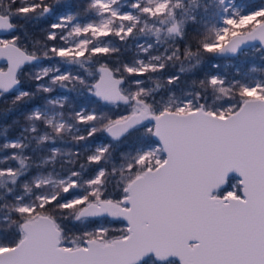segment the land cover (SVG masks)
Here are the masks:
<instances>
[{
    "label": "snow or ice",
    "instance_id": "obj_1",
    "mask_svg": "<svg viewBox=\"0 0 264 264\" xmlns=\"http://www.w3.org/2000/svg\"><path fill=\"white\" fill-rule=\"evenodd\" d=\"M0 105V264H264V0H0Z\"/></svg>",
    "mask_w": 264,
    "mask_h": 264
},
{
    "label": "rangeland",
    "instance_id": "obj_2",
    "mask_svg": "<svg viewBox=\"0 0 264 264\" xmlns=\"http://www.w3.org/2000/svg\"><path fill=\"white\" fill-rule=\"evenodd\" d=\"M247 56H248L247 59L246 58H240V56H238V57H226L224 59V61L221 64H219V68L217 69L216 72H219V73L224 74V75L232 76L237 68H240V69L246 71L248 68H250L254 65L257 66V63L260 62L258 57L251 52H249L247 54ZM248 59H250L252 62H254L249 67L245 66V64H244L245 61Z\"/></svg>",
    "mask_w": 264,
    "mask_h": 264
},
{
    "label": "trees",
    "instance_id": "obj_3",
    "mask_svg": "<svg viewBox=\"0 0 264 264\" xmlns=\"http://www.w3.org/2000/svg\"><path fill=\"white\" fill-rule=\"evenodd\" d=\"M247 55L245 54H241L240 55V58H246L247 59ZM225 58H214L213 59V62L215 63H218V64H221L223 61H224ZM254 62H252L250 59L246 60L245 61V66L249 67L251 64H253ZM261 63V61L259 63H257V66H259ZM210 68V65H205V68L204 70H209ZM212 71H217V69H213ZM3 107H6L5 105H0V108H3ZM14 113H10L9 115L7 116H0V131L3 130V126L4 125H7V124H11L13 118H14ZM18 131V129H16L15 127L10 129L9 132H8V137L9 138H14V136L16 135V132Z\"/></svg>",
    "mask_w": 264,
    "mask_h": 264
}]
</instances>
